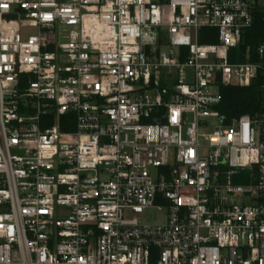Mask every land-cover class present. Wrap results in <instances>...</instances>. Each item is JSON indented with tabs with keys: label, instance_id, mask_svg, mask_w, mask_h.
<instances>
[{
	"label": "built area",
	"instance_id": "obj_1",
	"mask_svg": "<svg viewBox=\"0 0 264 264\" xmlns=\"http://www.w3.org/2000/svg\"><path fill=\"white\" fill-rule=\"evenodd\" d=\"M260 6L0 0V264H264V98L217 108Z\"/></svg>",
	"mask_w": 264,
	"mask_h": 264
},
{
	"label": "trees",
	"instance_id": "obj_2",
	"mask_svg": "<svg viewBox=\"0 0 264 264\" xmlns=\"http://www.w3.org/2000/svg\"><path fill=\"white\" fill-rule=\"evenodd\" d=\"M205 40V39H202ZM264 43V7L260 6L255 13L252 26L243 35L241 43L230 52V60H247L248 54L255 58L256 47ZM264 80L259 78L252 85L248 86H220L221 103L218 109L224 117L226 123H230L234 118L242 114H254L261 110L264 98ZM63 130H71L73 127H62Z\"/></svg>",
	"mask_w": 264,
	"mask_h": 264
},
{
	"label": "rangeland",
	"instance_id": "obj_3",
	"mask_svg": "<svg viewBox=\"0 0 264 264\" xmlns=\"http://www.w3.org/2000/svg\"><path fill=\"white\" fill-rule=\"evenodd\" d=\"M260 5L264 7V0H260ZM35 30L34 29H26V33H33ZM217 119H212L211 120V128L215 127L217 124ZM242 184H247L246 182H243ZM251 201L248 198L244 199V203H250ZM166 219V211L162 210L160 211L158 208H148L145 209L144 212L142 213V220L147 223H160Z\"/></svg>",
	"mask_w": 264,
	"mask_h": 264
}]
</instances>
